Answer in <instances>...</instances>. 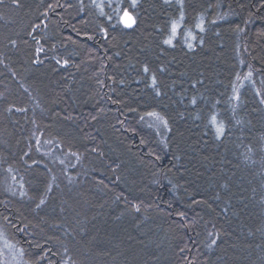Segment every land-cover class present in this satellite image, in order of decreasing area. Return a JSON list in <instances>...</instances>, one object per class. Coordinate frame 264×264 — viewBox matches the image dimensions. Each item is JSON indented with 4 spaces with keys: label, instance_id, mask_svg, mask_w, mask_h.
<instances>
[{
    "label": "trees",
    "instance_id": "1",
    "mask_svg": "<svg viewBox=\"0 0 264 264\" xmlns=\"http://www.w3.org/2000/svg\"><path fill=\"white\" fill-rule=\"evenodd\" d=\"M3 172L23 264H264V0H0Z\"/></svg>",
    "mask_w": 264,
    "mask_h": 264
},
{
    "label": "rangeland",
    "instance_id": "2",
    "mask_svg": "<svg viewBox=\"0 0 264 264\" xmlns=\"http://www.w3.org/2000/svg\"><path fill=\"white\" fill-rule=\"evenodd\" d=\"M179 23H177V28ZM128 29V28H126ZM141 122L145 128L151 129L154 131L156 135H158L159 139L162 141L164 135L166 134V122L156 114H149L142 117ZM37 151H43L45 154L51 153L50 151L53 149V144L48 141H42L40 136L36 137L34 140ZM66 159L68 155H65ZM63 158V157H61ZM62 162L65 160L60 159ZM58 160L54 164L55 168H58L61 172V176L64 180L69 179L70 176L67 174V170L69 168H65L63 163ZM62 165V166H61ZM12 174L3 172L1 173L0 182L2 183L1 188H5L8 190L11 185H13ZM18 185V184H16ZM0 264H23L21 260V251L15 247V244L11 243L8 240L7 234L0 230Z\"/></svg>",
    "mask_w": 264,
    "mask_h": 264
},
{
    "label": "snow or ice",
    "instance_id": "3",
    "mask_svg": "<svg viewBox=\"0 0 264 264\" xmlns=\"http://www.w3.org/2000/svg\"><path fill=\"white\" fill-rule=\"evenodd\" d=\"M166 2H167V0H166ZM135 4H136V0H132V5L135 6ZM122 22L125 24L126 27H131L132 24L134 23L133 17L129 14V12L126 9L123 12ZM176 30H177V24L174 22L172 25V36L173 37H175V35H176ZM201 30H203V29H201ZM165 43L171 44L172 40L171 39L166 40ZM189 47H191V45H189ZM37 51H41V49H37ZM145 71H147V68H145ZM153 82H155V81H153ZM157 94H159V93H157ZM217 131H218V133H220L223 131V129L218 128ZM41 203H43V201H41ZM136 210L139 211L138 208ZM213 243H215V241H213Z\"/></svg>",
    "mask_w": 264,
    "mask_h": 264
},
{
    "label": "water",
    "instance_id": "4",
    "mask_svg": "<svg viewBox=\"0 0 264 264\" xmlns=\"http://www.w3.org/2000/svg\"><path fill=\"white\" fill-rule=\"evenodd\" d=\"M129 14H130V13H129ZM130 15H131V14H130ZM122 16H123V14H122ZM122 16H121V18H120V24H121V26L124 27V28H128V29L131 28V27H133L134 23L132 24L131 27H126L125 24L122 22ZM131 16H132V15H131ZM133 19H134V18H133Z\"/></svg>",
    "mask_w": 264,
    "mask_h": 264
}]
</instances>
